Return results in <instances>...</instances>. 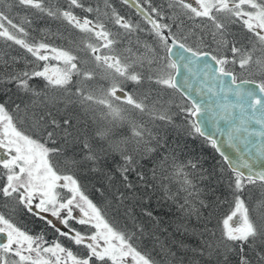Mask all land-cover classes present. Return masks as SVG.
<instances>
[{"label": "snow or ice", "instance_id": "6c2138e0", "mask_svg": "<svg viewBox=\"0 0 264 264\" xmlns=\"http://www.w3.org/2000/svg\"><path fill=\"white\" fill-rule=\"evenodd\" d=\"M123 3L141 20L127 19L110 0H104L103 12L85 0H65V6L0 0V37L45 62L2 77L0 264H264V198L255 207L245 199L249 186L264 189V0ZM17 6L60 21L81 34L79 42L64 48L29 41L24 23L32 21L16 23L10 15ZM193 65L217 85L216 109L182 87L181 67L191 72ZM145 84L138 99L133 92ZM122 105L148 112L161 130L176 127L179 117L187 136L208 141L219 153L218 165L205 168L199 157L182 159L179 142L129 119ZM210 112L213 130L207 132ZM221 123L228 128L222 130ZM125 124L130 134H118ZM217 135L228 148H237L241 138L259 137L261 143L249 155L233 157ZM77 172L95 174L96 199ZM221 186L227 190L223 201L216 197ZM157 193L184 219L195 218L194 247L162 237L151 210ZM221 202L230 211L213 226V209ZM136 207L151 227L137 217ZM28 218L39 223L38 232Z\"/></svg>", "mask_w": 264, "mask_h": 264}, {"label": "trees", "instance_id": "16d2710c", "mask_svg": "<svg viewBox=\"0 0 264 264\" xmlns=\"http://www.w3.org/2000/svg\"><path fill=\"white\" fill-rule=\"evenodd\" d=\"M101 0H99L100 2ZM116 1V0H114ZM86 3H90V4H95L97 1L96 0H85ZM167 0H154V3L160 5H166ZM46 5H51V6H65L63 5L62 2L58 1V0H45ZM129 9V11H131V9L134 11L135 8L130 6L127 7ZM20 7H14L13 10L11 11L10 15L13 16L14 22L16 23H24V21L26 19H28L26 16H21L20 15ZM32 10V9H31ZM132 12V11H131ZM78 15H81L80 13L77 12ZM84 15V14H82ZM123 15L127 18L129 17V14L127 13V11L123 12ZM35 19V20H34ZM30 20L32 21V25L33 27L29 28V24L24 23V27L28 30L29 34L34 36L36 33H40V32H44L45 34H43L44 36L47 35V38L49 40V42L47 41V43L56 46L58 44L61 43L62 44H69V40H71V42L73 40L77 41V34L76 32H70L65 25H63L60 21L57 20H52L47 16H43L41 14H39L36 10H34L31 13V17ZM36 30V32H35ZM58 34H61L58 36ZM43 35H40V38L43 39ZM36 36V35H35ZM53 36H58L60 38L58 39H53L51 40V38ZM26 39H28L29 41H31L29 39V37H26ZM35 39V37L33 38ZM66 39V41H65ZM57 43H56V42ZM2 42H6L8 44H12V42L10 41H6L4 38L0 37V51L5 50V52H8L10 54H12L11 58L13 57H18L16 54L13 55V53H18L19 49L24 50L22 48H20L18 45H14L12 44V49L6 51V44H1ZM11 46V45H10ZM63 46V45H62ZM65 48V47H64ZM71 48V47H70ZM2 58V57H0ZM10 58V59H11ZM8 59V60H10ZM26 60L21 59V63L22 65L19 66L21 68H25L28 67L29 69H31L32 67L39 65L38 62L34 61V58L31 57V55L29 54V57H27ZM5 60H1V62ZM45 62H42V64H44ZM50 65H53V61H49L48 62ZM41 65V64H40ZM56 65V64H54ZM15 67V65H13L10 68ZM3 72V71H2ZM0 72V80L1 77H3V73ZM104 83V84H103ZM100 85H104L107 86V82H103L102 80L99 81ZM3 85V84H2ZM2 85H0V87H2ZM134 86L130 84L129 88H133ZM149 86L147 84H145L139 91H134L135 95L137 96L138 99H143L144 95H145V90L148 88ZM94 88L99 89L98 87L94 86ZM98 93V92H97ZM3 93L0 92V99H4L2 98ZM155 93L152 94V96H154ZM13 98H15L13 96ZM167 98V97H165ZM146 103H149V106L151 107V98L149 101H146ZM157 107H159V105H157ZM126 109H128V112H126V115L128 116L129 119L131 120H135L137 123H142L147 125L149 128H152L153 131H160L161 134L163 135L164 132H167V136L169 137L170 141L175 144L176 142H179L183 151L182 153H178V155L184 159V160H188V159H192V158H196L199 157L203 162H204V167L205 168H210L212 166L218 165L219 160H220V156L217 155L216 151L210 146V143L208 141L203 140L202 138H192L187 136L184 131H183V125L180 122L179 117L176 120V127H165L163 130H161V128L159 127L161 122L160 121H153L151 119V116L148 114V112L145 113H139L138 111L135 110H131L130 107H126ZM91 114V113H89ZM91 116L89 115V119ZM96 117L100 118L99 116V112L96 113ZM99 123H103V121H100ZM95 127V125H94ZM116 132L119 133H124V134H130V130L128 125H124L122 127H118L116 129ZM118 159V158H117ZM110 164H113V161H109ZM113 166L115 167V165L113 164ZM147 170V169H145ZM77 175L79 177V179L81 180V182L85 185V189L87 191V193L93 198L96 199V196L94 194L93 188L94 185L97 183V181L93 178L94 177V173L92 174H87L84 172H77ZM167 183V181H166ZM250 191L246 192L245 195V199L247 200L248 204L250 206L254 207L256 206V202L257 199L260 200L261 198L264 197V189H261L259 187V185H254V186H249ZM173 191H175V187H173ZM226 188H224L223 186H221L220 188L217 189L216 191V197L219 198L221 201H223L224 196L223 193L226 192ZM230 199V197H229ZM144 207H147V205H144ZM151 210L153 211L155 217L160 221V229H161V235L162 237H169V239L173 240L176 244H179L181 241H183V243L185 245H187L188 247H194L197 241V237L195 235L192 234V229L195 228L197 226V221L195 220V218H192L191 221L184 219L183 217L180 216V214L175 210L174 206L172 205V202L170 200H165L163 198H161V194L157 193L153 199L151 200ZM230 211V207L228 203L225 202H221L218 206L214 207L213 209V215L211 217V224L214 226L217 224V221L222 219L228 212ZM136 215L137 217L144 222L148 227H151V222H149L148 218L141 215V207H136L135 209ZM38 224V225H37ZM37 224H33L31 218H28V225L30 228H32V230L34 232H37V230L39 229V223L37 222ZM186 225L189 229V231L187 233L184 232L183 227H181V225ZM119 226L123 227V220H121L119 222ZM129 228L131 227V223L129 222ZM78 227V225H77ZM180 228V231H177V228ZM168 229L167 232H163L162 229ZM53 238H55L53 236ZM62 239V238H61ZM66 245H69L68 242H65ZM189 256H191V253H188ZM230 264H236L235 259H232L230 261Z\"/></svg>", "mask_w": 264, "mask_h": 264}, {"label": "water", "instance_id": "95a60500", "mask_svg": "<svg viewBox=\"0 0 264 264\" xmlns=\"http://www.w3.org/2000/svg\"><path fill=\"white\" fill-rule=\"evenodd\" d=\"M209 71H211V69H209ZM185 79H188V81H189L187 86L183 85V81ZM180 80H181L182 87H186L187 94H189L191 97L196 98V99L202 98L203 101L207 102L206 107H208L209 109H216L217 108L216 101L219 100L220 97H219V95H217L215 93H218L219 89H218L217 85L215 84V82L211 78L206 77L205 73L202 70V66L193 65L191 72L185 71V69L182 66L181 67ZM209 89H212L211 93L209 92ZM197 93H199V95H197ZM229 103H235V98L230 97ZM214 115H215V113L210 112L209 116L207 117L208 124L205 127V131H207V132H211L213 130V125H212L211 121H212ZM236 115H237V123H238L239 122L238 121V117H239V109L238 108L236 109ZM226 128H228V125L225 123H221V129L224 130ZM257 130H258V126H257ZM216 139L219 142V146L224 151H226L227 153H229L233 157L238 156L240 158H243V157L249 155V149H252L253 151H255L256 145L261 143L259 137L249 138L252 142H245L243 140V138H241V139H238L236 141L237 148H228L225 144V138H222L221 136L217 135ZM237 149L239 151H237ZM217 155H219V153H217ZM261 163H262V161H260V160L256 161V166L258 169H259Z\"/></svg>", "mask_w": 264, "mask_h": 264}, {"label": "rangeland", "instance_id": "374dc122", "mask_svg": "<svg viewBox=\"0 0 264 264\" xmlns=\"http://www.w3.org/2000/svg\"><path fill=\"white\" fill-rule=\"evenodd\" d=\"M58 1H60V2H62L63 3V5H65V0H58ZM97 2L95 3V4H93V5H96V4H99L100 5V7H101V10H102V12H103V5H104V0H101L100 2H99V0H96ZM110 3L113 5V7L118 11V12H120L122 15H123V12H125V11H127V13L129 14V17H127V19H129V20H141V18L140 17H138L137 16V14H136V10H132L131 9V11H129V9L127 8V7H129V5H127V4H125V3H123V0H116V1H114V0H110ZM160 5H163V4H160ZM20 10V15H19V17L21 16V18H22V16H26L28 19H30V17H31V13L34 11V10H31V9H22V8H20L19 9ZM78 13H80L81 15L82 14H84V13H82V12H80V10H76ZM44 16V15H43ZM13 17V16H12ZM50 19H52V18H50ZM104 19L105 20H107V17H104ZM53 20V19H52ZM170 22V21H169ZM31 27H33V25L32 24H30L29 25V28H31ZM35 32H36V30H35ZM43 34H45L44 32H38V33H36L34 36H32V35H30L29 34V39L30 40H33V38L35 37V39L34 40H36V41H41V40H44L45 42H49V40H48V38H47V35L46 36H44ZM40 35H43V39H41L40 38ZM59 35H61V34H58V36ZM80 35L81 34H77V41L76 42H79V38H80ZM58 36H53L52 38H51V40H53V39H58V38H60V37H58ZM145 39H148V37L145 35V37H144ZM65 41H66V39H65ZM56 42V41H55ZM57 43V42H56ZM1 44H6L7 46H6V51H8V50H11L13 47H12V44H8V43H6V42H2ZM11 45V46H10ZM63 45V46H62ZM61 45V43L60 44H58V45H56L57 47H65V48H74V44L71 42V40H69V44H62ZM19 52L18 53H13V55L14 54H16L18 57H13V58H11V56H12V54H10V53H8V52H5V50H1L0 51V57H2V58H0V61L1 60H5V62L4 61H2L1 62V64H0V72H2L3 73V75H5L6 73H8V72H11V71H13V70H18V69H22L21 67H19V66H21L22 65V63H21V59H26V60H28L27 59V57H29V53H27L25 50H21V49H19L18 50ZM81 55H82V53H80ZM31 55V54H30ZM125 55H126V53H125ZM32 57V56H31ZM11 58V59H10ZM8 59H10V60H8ZM29 61V60H28ZM42 62L43 61H40V62H38L39 63V65L41 64V65H43L42 64ZM53 63L54 64H56L57 62L56 61H53ZM53 64V65H54ZM13 65H15V67H13V68H10V67H12ZM91 66V65H90ZM254 76H255V78L257 79V80H259V72L258 71H256V70H254ZM1 79H2V77H1ZM103 82H105V81H103ZM3 84V80H0V85H2ZM104 84V83H103ZM130 84L131 83H129L128 85H127V87H128V89L129 90H133L134 89V87L131 89V88H129L130 87ZM107 85V84H106ZM132 85V84H131ZM104 86V85H103ZM95 90L97 91V92H99V89H96L95 88ZM133 94L135 95V93L133 92ZM136 96V95H135ZM137 97V96H136ZM2 98H4V99H6V97H4V95H2ZM94 107H98V106H94ZM122 107H124V108H126V107H130V106H127V105H122ZM132 110V109H131ZM136 111V110H135ZM90 116H91V114H89ZM91 118V117H90ZM97 118V121L98 122H100V121H102V120H100V118H98V117H96ZM264 198V197H263ZM258 199H257V202L256 203H258ZM253 207H254V205H253ZM78 227H79V225H78ZM49 235H50V233H49ZM63 239V238H62ZM67 246H69V247H71V244H69V245H67Z\"/></svg>", "mask_w": 264, "mask_h": 264}, {"label": "flooded vegetation", "instance_id": "af4514ba", "mask_svg": "<svg viewBox=\"0 0 264 264\" xmlns=\"http://www.w3.org/2000/svg\"><path fill=\"white\" fill-rule=\"evenodd\" d=\"M38 225V224H37ZM39 231V229L37 230V232ZM50 233V235H49ZM48 236L49 238H53V233L51 231L48 232ZM71 248L75 251V246L74 245H71Z\"/></svg>", "mask_w": 264, "mask_h": 264}, {"label": "bare ground", "instance_id": "6f19581e", "mask_svg": "<svg viewBox=\"0 0 264 264\" xmlns=\"http://www.w3.org/2000/svg\"><path fill=\"white\" fill-rule=\"evenodd\" d=\"M35 20V19H34Z\"/></svg>", "mask_w": 264, "mask_h": 264}]
</instances>
